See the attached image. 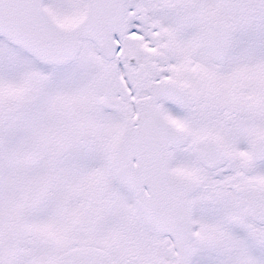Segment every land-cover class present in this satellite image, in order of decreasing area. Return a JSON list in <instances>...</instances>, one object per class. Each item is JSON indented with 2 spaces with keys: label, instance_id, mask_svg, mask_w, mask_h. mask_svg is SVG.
Returning <instances> with one entry per match:
<instances>
[{
  "label": "snow or ice",
  "instance_id": "6c2138e0",
  "mask_svg": "<svg viewBox=\"0 0 264 264\" xmlns=\"http://www.w3.org/2000/svg\"><path fill=\"white\" fill-rule=\"evenodd\" d=\"M0 264H264V0H0Z\"/></svg>",
  "mask_w": 264,
  "mask_h": 264
}]
</instances>
